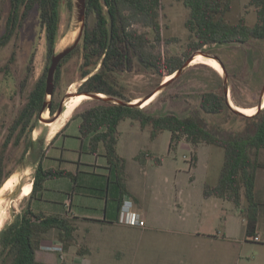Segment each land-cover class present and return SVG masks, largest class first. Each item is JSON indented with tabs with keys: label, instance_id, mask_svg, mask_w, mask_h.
<instances>
[{
	"label": "rangeland",
	"instance_id": "obj_1",
	"mask_svg": "<svg viewBox=\"0 0 264 264\" xmlns=\"http://www.w3.org/2000/svg\"><path fill=\"white\" fill-rule=\"evenodd\" d=\"M161 1L164 5L161 17L164 41L158 45L157 50L163 51L164 55L182 56L189 42V31L185 27L188 10L182 0ZM9 6L10 0H0V34L4 30ZM242 16L247 18L248 23H255L256 11L250 0H234L226 19L237 22ZM73 18V11L63 3L56 50L63 48L74 34ZM96 21L94 13L88 15L89 27H94ZM139 28L153 37L149 28ZM204 49L224 60L230 81L231 100L234 102L231 91L233 87L241 106L257 107L258 93L264 81V39H253L245 44L233 42L206 45ZM13 55L16 56L15 62L10 61ZM82 60V54L77 51L63 64L60 77H56L52 98L55 104L67 92L79 91L85 82L79 73ZM48 62L46 32L36 7L24 21L18 36L0 49V159L6 166L5 172H17L18 179L12 189L0 194L2 207L6 211L0 230L12 221L28 201L27 197H20V193L22 185L33 180L35 166L31 168L30 175H25L20 170V164L28 153L26 148L29 139L44 135L46 125L37 122L35 116L32 123L37 126L31 134L26 131L19 147L10 145L4 149L2 144L19 108L27 102L35 83L48 69ZM216 70L206 63L190 64L178 78L154 95L145 107L157 113H175L179 116L189 114L193 108H198L203 92L216 89L222 83L223 72ZM162 78L164 81L166 77ZM120 79L127 87L126 95L135 100L157 89L161 77L135 57L133 69L124 71ZM81 100V105L74 112L77 115L73 114V118H81V114L95 104L91 98L81 97ZM49 114L45 112L44 116ZM202 115L212 126L219 125L235 131L242 130L245 125L242 119L230 117L226 112L209 115L202 111ZM133 124H136L137 130L132 128ZM119 130L122 133L119 152L128 164L122 181L127 180L132 188L142 194L145 209L136 210L145 223H185L184 227H163L153 232L157 236L155 243L164 253H179L178 258H183L184 262L178 261L176 264H264V168L258 171L256 192L261 210L252 231L241 209L230 201L205 193L208 187H214L219 180L225 159L222 146L202 143L195 148L184 139L171 146V131H162L152 138L150 126L141 128L139 121L131 119L122 121ZM62 142L55 150L78 155L79 150L64 149ZM24 152V158L19 161L18 157ZM140 153L151 158L145 164V170L144 161L136 158ZM157 158L160 163L156 161ZM261 158L264 162V151ZM144 171H147L145 175ZM243 204H246L245 198ZM224 223H228L227 235H224ZM257 234L261 241L254 240ZM164 260L155 259L149 264H167ZM174 261L170 257L168 264Z\"/></svg>",
	"mask_w": 264,
	"mask_h": 264
},
{
	"label": "trees",
	"instance_id": "obj_2",
	"mask_svg": "<svg viewBox=\"0 0 264 264\" xmlns=\"http://www.w3.org/2000/svg\"><path fill=\"white\" fill-rule=\"evenodd\" d=\"M106 1L113 19L110 49L106 51L109 36L108 16L102 1L87 0V17L94 13L96 24L92 28L86 25L82 44L62 60V63L66 62L77 51L82 54L79 73L81 79L89 76L83 84L87 91L133 100L126 95L127 87L120 76L124 71L133 69L135 57L161 77L159 85L162 77L168 78L174 74L192 53L206 45L233 42L245 44L253 39H264V0H250L256 11L254 24L248 23L245 16L237 22H229L226 19L234 0H182L188 10L185 27L189 31V42L182 56L164 55L163 51L157 50L158 45L164 41L161 22L164 5L161 0ZM63 3L67 4L69 10H73V0H11L8 31L4 38L0 39V44L11 40L30 12L38 7L40 22L46 32L50 64L60 38ZM139 26L152 30L153 37L149 36L147 31H142ZM61 67L62 64L59 65L57 78L60 77ZM46 74L47 70L29 94L24 107V128L29 134L37 126L32 121L35 116L36 121L38 120L44 103ZM221 82L216 89L203 92L198 108H193L185 116L152 112L146 107L121 106L94 100L95 104L81 114L80 129L85 136L92 134L89 146L91 152L98 153L100 146H104L105 154L109 162L116 167L120 180L126 163L119 155L117 146L119 125L124 120H137L143 128L150 126L152 138L162 131H171V146L183 139L195 148L202 143L222 146L225 159L219 180L214 187H208L205 193L232 202L247 216L249 229L254 231L261 210L256 186L258 171L264 168L261 158L264 151V108L253 116L236 114L227 103L223 77ZM231 91L234 103L240 105L233 87ZM202 111L209 115L226 112L230 117L242 119L244 128L234 131L219 125L212 126L206 121ZM76 115L77 113L74 114ZM59 133L60 131L54 139ZM32 141L30 138L27 143L28 151ZM136 158L143 161L146 154L140 153ZM196 159L195 154L194 160ZM156 161L160 163L158 158ZM12 174L13 172H9L0 179V189ZM61 176L73 177V174L66 169H45L40 161L35 168L33 189L28 201L43 188L46 180ZM120 185L123 193L129 194L122 181ZM244 198L246 204H243ZM28 201L5 226L6 230L0 239V264H43L36 260V252L41 247L45 235L52 229L58 230V238L66 248L77 242L78 227L73 218L36 212ZM78 252H81V247Z\"/></svg>",
	"mask_w": 264,
	"mask_h": 264
},
{
	"label": "crops",
	"instance_id": "obj_3",
	"mask_svg": "<svg viewBox=\"0 0 264 264\" xmlns=\"http://www.w3.org/2000/svg\"><path fill=\"white\" fill-rule=\"evenodd\" d=\"M81 122L82 117L69 120L58 136L50 140L41 158L45 169H66L73 177L46 180L43 188L28 201L36 212L73 218L78 227L77 242L66 248L58 238V230L52 229L43 238L36 252V260L43 264H149L155 259H165L163 262L168 264L171 257L175 260L173 264L178 261L183 263L184 259L178 258L179 253H164L161 250L155 243L157 236L153 232L163 227H184L185 223H146L145 227H137L119 222L120 207L126 198L133 200L135 209H145L142 194L132 188L127 180L119 179L117 169L109 162L103 145L98 153L91 152L92 134L85 136L81 132ZM132 128L137 130L136 124ZM121 134L119 130L117 150L123 157L119 152ZM61 142L64 149L80 152L73 156L65 154L63 150H55ZM150 159L149 156L143 159V170ZM127 166L126 160L125 170ZM146 173L144 171V175ZM120 181L129 194L123 193ZM224 228V235H227L228 223H224ZM51 244L62 245L63 252L44 248Z\"/></svg>",
	"mask_w": 264,
	"mask_h": 264
},
{
	"label": "water",
	"instance_id": "obj_4",
	"mask_svg": "<svg viewBox=\"0 0 264 264\" xmlns=\"http://www.w3.org/2000/svg\"><path fill=\"white\" fill-rule=\"evenodd\" d=\"M102 4L104 6L105 12L108 16V30H109V36H108V43H107V48L106 51H108L111 47L112 44V38H113V19L111 17L110 11L107 8V1L106 0H101ZM73 30L74 34L72 35L71 39L68 41V43L61 48L60 50H55L54 54L51 57V62L47 70V76H46V92H45V99L43 106L40 110L39 117H38V122H44L45 125L47 123H51L56 121L65 111V106L66 102L70 100L73 96H79V95H86L87 98H91L93 100H102L105 101L109 104H116V105H121V106H130V107H136V108H143V104L150 99L152 96H156L161 90H163L166 86H168L169 83H171L174 79L178 78L183 71L190 65L192 64L193 60L198 56V55H203L209 58H214L223 67V79H224V90L225 94L227 97V103L230 106V108L238 115H243V116H249L244 114L243 112L239 111L237 107H235V104L232 103L231 97H230V81L229 77L227 74L226 67L224 63L221 61V59L217 55H213L209 52H207L204 48L199 49L192 53L190 57L184 62V64L174 73L172 74V77L168 80H164L159 84L158 88L155 89L153 92L148 94L145 97L135 99V100H129V99H122L118 98L115 96L107 95L101 92H95V91H82V92H67L65 96L62 98L59 107L57 110L52 113V98L53 94L55 91V83H56V77H57V71L58 67L61 63V61L67 57L70 53H72L81 43L86 25H87V0H73ZM103 60V59H102ZM101 66V63L99 64V67ZM98 70V68L96 69ZM89 76L84 78L83 80H87ZM263 100H264V86L261 91L260 95V102L258 103L257 106V112H259L261 109L264 108L263 106ZM45 112H49L50 118H45L44 114ZM256 112V113H257ZM253 116V115H252ZM48 135H49V128L46 125V131L44 135L38 137L37 139H33L30 149L25 156V158L21 161L20 164V170L26 171L29 168H32L33 166H36L39 164L41 161V158L43 157L44 153L46 152V149L49 145L50 140H48ZM13 174H17V172H13ZM12 174V175H13ZM11 175V176H12ZM10 176V177H11ZM9 177V178H10ZM7 178V179H9ZM6 179V180H7ZM33 181V180H32ZM6 182V181H5ZM1 190V189H0ZM6 230V227H3L0 230V239L2 238L4 232Z\"/></svg>",
	"mask_w": 264,
	"mask_h": 264
},
{
	"label": "bare ground",
	"instance_id": "obj_5",
	"mask_svg": "<svg viewBox=\"0 0 264 264\" xmlns=\"http://www.w3.org/2000/svg\"><path fill=\"white\" fill-rule=\"evenodd\" d=\"M199 62H206L210 66H212L215 69H217V71L219 73L223 72V67L221 66L219 61H217L214 58H209V57H206V56H203V55H198L193 60L192 63L196 64V63H199ZM171 77H172V75L169 76L168 78H166L165 80H168ZM81 97H87V96L86 95L73 96L70 100H68L66 102V106H65L66 109H65L64 113L56 121L46 124L47 127L49 128L48 140H52L55 137V135H57V133L60 131V129L73 116V112L81 104V101H82ZM150 99H148L143 104V106H145V104H148L147 102ZM232 103L235 104L233 101H232ZM263 106H264V100H263ZM235 107H237V109H239V111H241L244 114L249 115V116H251V115H253V114H255L257 112V107L256 106H254L253 108H241L240 106L235 104ZM44 117L45 118H50V115L49 116H44ZM30 173H31V168H29L26 171H24L25 175H30ZM17 180H18L17 179V174H13L9 179L6 180V182H3L4 184H3V186H2V188L0 190V194H3L5 191H8V190L12 189L15 186ZM32 189H33L32 181H28V182L24 183L22 185V188H21L20 197H28V196H30V194L32 192ZM2 201H0V228L3 226L4 217H5V213H6L5 209L2 207Z\"/></svg>",
	"mask_w": 264,
	"mask_h": 264
},
{
	"label": "flooded vegetation",
	"instance_id": "obj_6",
	"mask_svg": "<svg viewBox=\"0 0 264 264\" xmlns=\"http://www.w3.org/2000/svg\"><path fill=\"white\" fill-rule=\"evenodd\" d=\"M10 10H11V0H10V6H9V10H8V14H7V16H6V18H5V21H4V30H3V32L0 34V39L1 38H4V36L6 35V33H7V31H8V23H9V16H10ZM39 14H40V12H39ZM27 19V18H26ZM25 19V20H26ZM24 20V21H25ZM24 21L22 22V25L20 26V28L18 29V31L16 32V33H14V35L12 36V38H11V40H9L7 43H5V44H0V49H2V48H4L5 46H7L16 36H18V34L20 33V30H21V28H22V26H23V24H24ZM218 56V55H217ZM220 59H221V61L224 63V65H225V67H226V64H225V62H224V60L221 58V56H218ZM15 59H16V56L15 55H13L11 58H10V61H14L15 62ZM68 61V60H67ZM50 62H51V59H50ZM65 62H63L62 63V61H61V63L60 64H62V66H63V64H64ZM199 63H203V64H205L206 62H199ZM50 65V64H49ZM206 65H207V63H206ZM208 66H210L209 64H208ZM49 67V66H48ZM211 67V66H210ZM59 68V67H58ZM62 68V67H61ZM213 69H215L214 67H212ZM3 70H5L6 71V69H4L3 68ZM48 70V69H47ZM216 70V69H215ZM227 70V69H226ZM217 71V70H216ZM43 76V75H42ZM46 76H47V74H46ZM41 78V77H40ZM39 78V79H40ZM38 79V80H39ZM38 82V81H37ZM36 82V83H37ZM36 83H35V85H36ZM84 84V83H83ZM82 84V86L80 87V90L79 91H77V92H82V91H87L86 89H85V87H84V85ZM35 85H34V87H35ZM263 86H264V81H263V83H262V85H261V88H260V91H259V97H258V103L260 102V95H261V91H262V88H263ZM33 87V88H34ZM33 88H32V90H33ZM31 90V91H32ZM31 91H30V93H31ZM29 93V94H30ZM28 97H29V95H28ZM61 102V101H60ZM60 102H58V103H54L53 102V104H52V110H53V112L52 113H54L56 110H57V108L59 107V105H60ZM26 104V103H25ZM25 104L21 107V108H19V110H18V113H17V117H16V119L13 121V123H12V125L8 128V130H7V132H6V134H5V139H4V142H3V144H2V146L4 145V149H7L6 147H8V146H14V147H19V144L21 143V140H22V138H24V135H25V133H26V131H25V125H24V118H23V112H24V107H25ZM81 105V104H80ZM79 105V106H80ZM78 106V107H79ZM238 106H240L241 108H253V107H246V106H241V105H238ZM77 107V108H78ZM76 108V109H77ZM76 109H75V111H76ZM74 111V112H75ZM74 112H73V114H74ZM72 118V117H71ZM70 118V119H71ZM69 119V120H70ZM68 120V121H69ZM65 126V125H64ZM63 126V127H64ZM62 127V128H63ZM61 128V129H62ZM60 129V130H61ZM24 156H25V152L24 153H22L19 157H18V160L19 161H21L23 158H24ZM5 170H6V166L4 165V161L2 160V159H0V179L3 177V176H5V175H7L8 173L7 172H5Z\"/></svg>",
	"mask_w": 264,
	"mask_h": 264
},
{
	"label": "built area",
	"instance_id": "obj_7",
	"mask_svg": "<svg viewBox=\"0 0 264 264\" xmlns=\"http://www.w3.org/2000/svg\"><path fill=\"white\" fill-rule=\"evenodd\" d=\"M119 222L125 225L145 227L146 223L141 214L135 209L132 199L126 198L120 207ZM255 241H261L260 235L254 236ZM50 251L63 252L62 245H46L44 247Z\"/></svg>",
	"mask_w": 264,
	"mask_h": 264
}]
</instances>
